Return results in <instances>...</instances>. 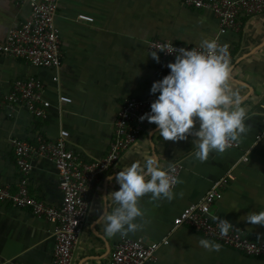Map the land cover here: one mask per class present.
Instances as JSON below:
<instances>
[{"label":"crops","instance_id":"obj_1","mask_svg":"<svg viewBox=\"0 0 264 264\" xmlns=\"http://www.w3.org/2000/svg\"><path fill=\"white\" fill-rule=\"evenodd\" d=\"M58 2L54 24L61 34L60 68L35 67L24 60L0 56V98L15 80L35 77L43 83L44 97L52 103L44 119L23 106L0 110V185H9L13 192L18 187L14 139L55 141L67 131V147L81 160L103 158L124 101L154 95L150 88L159 78L154 53L148 49L150 40L199 46L203 39H218L231 53L230 86L243 97L246 108L247 130L239 137V147L210 152L200 161L194 158L193 135L186 140L164 141L155 124L145 126L135 144H143L150 154L159 156L166 169L172 164L182 167L173 199L154 200L150 193L144 195L139 201L142 217L136 221L140 227L123 236L105 235L103 224L97 221L114 205L103 197L119 189L108 176L115 177L124 166L140 159L135 153L128 154L131 146L90 191L89 210L72 264H110L114 249L123 239L169 241L158 248L156 260L146 264H264L262 258L247 256L186 226H174V219L186 207L201 202L214 183L231 172L235 181L213 204L211 213L235 224L249 237L264 239V226L246 220L247 215L264 211V13L245 17L238 31L220 35L212 12L188 8L180 0ZM30 13V0H0V39H6ZM81 15L93 21L80 20ZM62 96L71 103L60 102ZM32 164L30 194L60 207L62 192L54 163L34 158ZM201 239L219 244V250L203 248ZM54 246V224L28 209L0 202V264H54Z\"/></svg>","mask_w":264,"mask_h":264},{"label":"built area","instance_id":"obj_2","mask_svg":"<svg viewBox=\"0 0 264 264\" xmlns=\"http://www.w3.org/2000/svg\"><path fill=\"white\" fill-rule=\"evenodd\" d=\"M59 0H30L31 13L20 26L9 31L6 39H0V56L24 60L35 67L58 69L62 65L61 34L54 24ZM188 8L212 12L218 20L219 34L238 31L242 19L264 13V0H180ZM80 20L92 22L88 16ZM220 46L218 39H215ZM195 48L199 46L176 44L162 39H152L148 49L156 53V73L159 80L169 73L167 64L174 62L173 48ZM225 49V48H224ZM229 63L232 60L228 49L224 52ZM156 95L147 98H129L124 101L118 113L114 137L108 153L95 161H83L67 147L69 133L62 131L55 141L39 139L36 143L14 139L12 141L16 164L20 173L17 190L9 185H0V202L15 208L28 209L32 214L43 217L54 224L55 246L54 264H72L74 250L83 231L89 210V193L100 176L108 172L121 155L136 143L145 126L153 124L140 117L150 111V104ZM60 102L71 103L68 97H60ZM25 107L33 116L44 119L52 103L44 97V85L35 78L17 79L11 90L0 98V110ZM239 142H230L226 150L236 149ZM43 158L54 163L60 178L62 204L54 207L32 196L29 192V175L33 159ZM244 158V161H247ZM169 174L175 179V189L182 167L172 164ZM235 181L233 173H228L214 183L210 191L198 204L186 207L175 219L176 228L186 226L207 239L239 251L247 256L264 259V239L252 238L235 224L227 233L221 234L218 219L211 213L215 202L222 199L224 190ZM169 241L147 243L142 239H123L114 249L110 264H146L156 260V251Z\"/></svg>","mask_w":264,"mask_h":264},{"label":"clouds","instance_id":"obj_3","mask_svg":"<svg viewBox=\"0 0 264 264\" xmlns=\"http://www.w3.org/2000/svg\"><path fill=\"white\" fill-rule=\"evenodd\" d=\"M199 49L167 50L175 53L174 62L167 64V75L152 83L150 94L158 95L140 120L155 124L164 141L186 140L193 135L194 158L204 161L210 152L222 153L230 142H238L247 129L243 97L230 86L225 49L215 39L201 40ZM152 57L159 61L156 53ZM133 153L140 159L124 166L115 177L108 176L109 181L114 179L119 185L118 190L103 197L104 201L110 198L114 207L110 212L104 210L97 221L103 224L108 237L123 236L140 227L136 221L142 217L139 201L144 195L150 193L154 200L173 199L176 181L162 166L160 157L150 154L143 144H133L128 154ZM246 220L264 226V211L249 214ZM218 225L221 234L232 226L227 220H218ZM199 244L208 250L220 247L207 239H201Z\"/></svg>","mask_w":264,"mask_h":264}]
</instances>
